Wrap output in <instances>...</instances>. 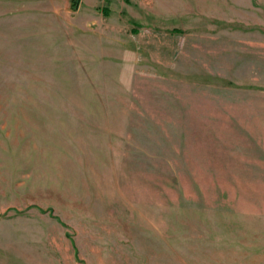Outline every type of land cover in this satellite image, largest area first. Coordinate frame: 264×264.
I'll return each instance as SVG.
<instances>
[{
    "label": "rangeland",
    "instance_id": "obj_1",
    "mask_svg": "<svg viewBox=\"0 0 264 264\" xmlns=\"http://www.w3.org/2000/svg\"><path fill=\"white\" fill-rule=\"evenodd\" d=\"M92 4L0 0V264H264V0Z\"/></svg>",
    "mask_w": 264,
    "mask_h": 264
},
{
    "label": "crops",
    "instance_id": "obj_2",
    "mask_svg": "<svg viewBox=\"0 0 264 264\" xmlns=\"http://www.w3.org/2000/svg\"><path fill=\"white\" fill-rule=\"evenodd\" d=\"M14 7L26 9L30 7L36 8L35 16H40L42 20L37 22L46 21L47 19L52 20L51 23H63L68 26V14L69 8L76 9L78 13L82 6L87 5L90 10L86 14H83L82 17L74 19V30L82 32L84 30H89V25L94 21V18L97 20L98 16L94 14V4L93 0H12ZM91 1V2H90ZM91 5V6H90ZM85 16V17H84ZM97 16V17H96ZM36 22V23H37ZM39 24V23H37ZM45 25V24H43ZM39 29V28H38ZM44 29L41 28V30Z\"/></svg>",
    "mask_w": 264,
    "mask_h": 264
}]
</instances>
